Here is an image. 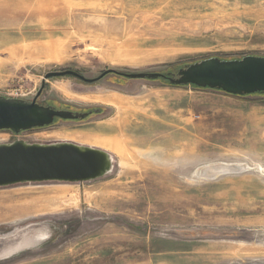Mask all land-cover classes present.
<instances>
[{"label": "rangeland", "instance_id": "374dc122", "mask_svg": "<svg viewBox=\"0 0 264 264\" xmlns=\"http://www.w3.org/2000/svg\"><path fill=\"white\" fill-rule=\"evenodd\" d=\"M247 55L264 57V0H0L6 98L31 101L51 71L166 75ZM37 102L92 114L0 144L69 142L112 165L0 186V264H264V93L110 73L49 78Z\"/></svg>", "mask_w": 264, "mask_h": 264}, {"label": "water", "instance_id": "95a60500", "mask_svg": "<svg viewBox=\"0 0 264 264\" xmlns=\"http://www.w3.org/2000/svg\"><path fill=\"white\" fill-rule=\"evenodd\" d=\"M117 74L131 79H167L170 85L188 84L200 88L219 90L231 95H250L264 91V57L247 55L241 59L222 60L210 57L186 64L176 73L134 72L117 73L113 69L96 78H86L80 73L64 69L44 75L40 88L31 101L0 96V130L15 133L52 124L54 118L83 119L87 113L55 109L37 102L45 81L52 77L70 75L85 82H95L107 74ZM95 112H99L95 109ZM105 153L93 147L62 142L53 144H27L13 142L0 144V186L19 182L61 180H91L102 175Z\"/></svg>", "mask_w": 264, "mask_h": 264}, {"label": "bare ground", "instance_id": "6f19581e", "mask_svg": "<svg viewBox=\"0 0 264 264\" xmlns=\"http://www.w3.org/2000/svg\"><path fill=\"white\" fill-rule=\"evenodd\" d=\"M133 2V1H132ZM134 3V2H133ZM151 17V16H150ZM150 19V18H149ZM106 102H109L111 105L112 104H116V101L114 99H105ZM81 148L84 147L83 145H79ZM105 153V157H106V160H105V165H104V168H103V172H102V175L105 174L106 172H108L111 168V165H112V157L109 153H107V151H103ZM223 166H219L218 164L216 165H211L209 167H207V171H209L210 175L211 174H217L218 172H221ZM223 171V170H222ZM99 177V176H98Z\"/></svg>", "mask_w": 264, "mask_h": 264}, {"label": "trees", "instance_id": "16d2710c", "mask_svg": "<svg viewBox=\"0 0 264 264\" xmlns=\"http://www.w3.org/2000/svg\"><path fill=\"white\" fill-rule=\"evenodd\" d=\"M158 79H166V78H164V77H160V78H158ZM169 83V82H168ZM184 86H192V87H194V88H198V89H209V88H200V87H197V86H195V85H192V84H188V85H184ZM219 91V90H218ZM256 93H264V91H262V92H256ZM229 95H231V94H229ZM233 96H239V95H233ZM242 96H245V95H242Z\"/></svg>", "mask_w": 264, "mask_h": 264}, {"label": "flooded vegetation", "instance_id": "af4514ba", "mask_svg": "<svg viewBox=\"0 0 264 264\" xmlns=\"http://www.w3.org/2000/svg\"><path fill=\"white\" fill-rule=\"evenodd\" d=\"M67 109V108H66ZM83 113H87V116L85 117V118H83V119H86V118H88L91 114H92V111H89V110H87V111H85V112H83ZM55 119V118H54Z\"/></svg>", "mask_w": 264, "mask_h": 264}]
</instances>
